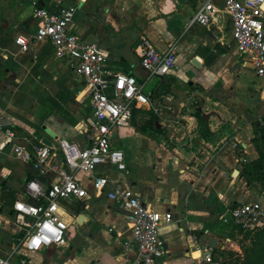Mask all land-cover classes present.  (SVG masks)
<instances>
[{
    "label": "crops",
    "instance_id": "obj_1",
    "mask_svg": "<svg viewBox=\"0 0 264 264\" xmlns=\"http://www.w3.org/2000/svg\"><path fill=\"white\" fill-rule=\"evenodd\" d=\"M31 1L0 0V114L12 123L15 142L37 137L50 145L59 139L84 145L82 129L90 113V97L71 61L57 59L48 40L31 42L26 52L14 42L18 35L31 36L36 32L38 21L32 14ZM36 1L53 12L60 7L75 10L68 31L84 42L96 43L105 51L109 77L120 72L134 75L138 82L145 80L147 73L135 50L142 35L160 52L174 45L178 69L163 77L150 78L145 88L151 93L158 109L153 112L160 120L165 113L175 110L178 118L189 92L213 94L217 90L226 97L221 104L218 99L212 100L214 108L210 112L204 111L211 114L208 118L211 135L208 139L201 137L206 154L191 165L147 137V141L142 138L143 155L147 157L143 167L147 169L143 173H130L126 154L121 148L123 142L118 138L119 129H115L112 144L124 152L127 172L104 164L92 172H75V178L88 193L82 200L62 203L67 229L74 225L75 231L65 232L63 245L24 251L26 264H33L31 253L37 255L49 248H62L67 254L61 258L49 257L46 264H132L136 251L131 244H124L131 239L129 225L123 216L124 208L106 199L104 192L93 187L92 179L100 174H107L113 182L129 186L154 209L172 214L173 221L160 227L168 250L162 264H219L204 260L207 252H211L213 260H222L223 256L213 251L214 247L241 253L242 246L247 244L241 241L243 234L233 229L226 232L219 216L228 208L245 202L264 204V188L256 192L241 175L243 155L249 160L258 156L253 144L251 117L263 108L260 104L264 86L251 85L247 92H241L244 85L241 75L245 70L253 69L250 62L236 52L230 17L220 12L206 26L191 24L196 10L206 0ZM214 3L221 7L223 0H214ZM195 56L200 60L199 68L191 63ZM167 86L172 91L163 94ZM157 92L159 96H154ZM178 95L183 96L177 106ZM219 104L237 111L238 120L231 119L230 125H223L225 117L217 108ZM181 117L186 127L192 125L195 128L193 116L185 114ZM124 127L130 128L129 125ZM130 130V135L142 137L136 130ZM2 139L0 134V141ZM232 143L239 144L243 153L239 154ZM11 145L0 152V165L4 166L1 171L16 175L24 184L28 172L34 170L31 164L13 156ZM56 154L53 161L60 163V152L56 151ZM131 155L137 159L136 153L131 151L127 155L129 160ZM43 177L47 186L55 175L49 172ZM10 214L11 206L8 210L0 205V233L15 228ZM80 215H83L81 221ZM105 223H108L107 231ZM212 238L215 239L213 246L209 244ZM18 243L19 240L16 245ZM16 245L0 256L9 254ZM75 258L76 262L72 263Z\"/></svg>",
    "mask_w": 264,
    "mask_h": 264
},
{
    "label": "built area",
    "instance_id": "obj_2",
    "mask_svg": "<svg viewBox=\"0 0 264 264\" xmlns=\"http://www.w3.org/2000/svg\"><path fill=\"white\" fill-rule=\"evenodd\" d=\"M263 5L264 0H223L219 7L214 0H206L196 10L191 24L206 26L217 13L228 15L237 54L250 62L257 77L264 78ZM31 8L38 21L36 32L31 36H16L15 44L26 52L31 42L48 40L57 59L70 60L90 97V113L82 129L84 145L59 139L50 146L37 137L15 142L12 123L0 114V134L3 136L0 152L12 143L10 149L16 159L31 164L41 176L49 172L55 175L47 186L38 176L26 181L25 192L39 200V204L13 201L12 223L23 236L9 254L0 256V264H26L23 258H18L24 251H39L65 243L67 223L62 203L88 196L74 173L92 172L103 164L127 172L124 152L112 144L115 129L129 125L136 108L145 107L158 112L151 93L145 92L146 84L150 78L162 77L178 69L174 45L160 52L142 35L135 50L142 69L147 73L145 80L138 82L134 75L120 72L109 77L105 51L96 43L84 42L68 31L75 12L73 8L60 7L53 12L40 6L36 0L31 1ZM232 147L236 148L237 144L232 143ZM56 151L60 152V163L53 161ZM92 185L98 192H104L106 199L124 208V220L131 232V239L124 244H131L136 251L132 264H162L168 250L160 235V227L173 221L172 214L154 209L132 188L113 182L107 174L94 177ZM219 220L226 232L236 228L249 231L263 228L264 204L250 201L232 206L219 216ZM204 260L211 263V252L204 255Z\"/></svg>",
    "mask_w": 264,
    "mask_h": 264
},
{
    "label": "rangeland",
    "instance_id": "obj_3",
    "mask_svg": "<svg viewBox=\"0 0 264 264\" xmlns=\"http://www.w3.org/2000/svg\"><path fill=\"white\" fill-rule=\"evenodd\" d=\"M176 50V48H175ZM241 78L244 81V85L241 87V92L242 94L244 92H247V88L249 89L251 85L255 86H264V78H259L255 76L253 71L249 68L248 70H245V72L241 75ZM146 92V90H145ZM215 93L213 94H199L197 92H189L188 93V100L186 103H191L192 101H201V107L202 111H208L212 110L214 107L211 103L212 100L218 99L220 101V104L223 102L224 98L226 97L223 92H219L217 90H214ZM240 94V93H239ZM209 96L208 100L206 97ZM151 97V96H150ZM258 99V98H257ZM261 106L263 107L260 112H256L252 118L251 124L253 127V122L256 120H259L261 117L264 116V95L263 98H261ZM210 101V102H209ZM218 105L217 108L223 113V117L225 119H222V124H231V119L238 120V112L235 111L232 108H226V106ZM188 112H191V109L188 110ZM177 110L175 111H170L165 113L163 115L162 120H158L157 122L160 124L158 129V132L154 131V129H142L139 124L141 122L142 117L138 114L135 113L129 123L130 128L128 127H117L119 129V136L123 142L122 145V150L126 154V160L127 163H129V172L130 173H143L146 171L147 168L143 167L144 163L147 160V157L143 155V146L142 142L143 139L147 141V137L155 141V143L162 148H166L167 150L173 151V153L178 156L179 158L183 159L187 165H191L194 163L195 160L200 159L204 157L206 154L204 147L205 144L201 140V136L196 133L194 130V127L192 125L186 127L185 125L181 124L178 122V118L176 117ZM143 119H148L147 117H144ZM161 121V122H160ZM192 121H196L195 118H192ZM215 121V120H214ZM134 129L137 132H139L142 137L138 134H134L135 136L130 135L132 133V130ZM127 133V136L126 134ZM124 138L126 142H124ZM128 147H130L129 151H127ZM176 149V151H174ZM134 152L136 153L137 159H133V155H131L132 159H128L127 155L128 152ZM1 156V155H0ZM135 160V161H134ZM4 166L0 165V205L3 207L7 208L8 210L10 209V205L8 203V200L11 198H14V196L19 194V191L23 187V183L21 179H17L16 175L14 174H4L2 170ZM141 167V168H140ZM129 173V175H130ZM13 187V188H12ZM14 189V190H13ZM73 213H75L73 211ZM13 219V214L9 215ZM1 224V223H0ZM108 223H105L104 228L107 231V226ZM7 227V226H6ZM12 230L15 232H18V229L15 227H12ZM12 230H2L3 232L0 233V253H6L10 250V248L13 245L17 244L18 237L17 235L13 234L11 232ZM75 228L74 225H70L66 232L70 234V232H74ZM73 243V242H72ZM62 248H49L47 251L39 253L37 255L35 254H30V261L33 264H46V259L51 258L53 256H58L59 258L61 257H66V252L62 251ZM68 251V250H67ZM76 262V258L72 260V263ZM264 264V263H263Z\"/></svg>",
    "mask_w": 264,
    "mask_h": 264
},
{
    "label": "trees",
    "instance_id": "obj_4",
    "mask_svg": "<svg viewBox=\"0 0 264 264\" xmlns=\"http://www.w3.org/2000/svg\"><path fill=\"white\" fill-rule=\"evenodd\" d=\"M163 77V76H162ZM172 90L170 86H167L163 89L162 93H170ZM154 96H159L157 92ZM191 109V112L188 110ZM138 113L142 119L139 126L142 129H154V131L158 132V127L155 122L159 120V117L153 112L152 109H142L136 108L133 110V115ZM203 111L201 109V101H192L191 103H185L180 109V115L178 117V122L186 125L185 120L181 117L185 114H189L193 116L196 120V125L194 130L198 133L202 138L208 139L211 135L209 121L203 118ZM148 119H143L147 117ZM254 129V148L258 153V156L255 159L249 160L243 155L245 158L244 163L242 164L241 175L243 176L245 183L256 192L261 191L264 188V116L259 120L253 122ZM236 149L239 151V154L243 153L242 147L237 144ZM38 176L41 180L44 179L43 176L39 175L37 171L28 172L26 181L32 179L33 177ZM23 184L22 189L19 191L17 196H14V199H11L12 205L15 199L28 202L31 204H39L40 201L29 196L24 189ZM44 181V180H43ZM233 230H238V232L242 233L241 241H246L247 244L242 246L241 253L231 250V249H223L213 248V251H218L223 256L222 260L217 261L213 260L211 262H219V264H263L264 263V227L258 228L254 230H245L241 228H236ZM202 232V231H200ZM23 236L22 232L17 233L18 240ZM232 237V235H230ZM25 257L23 254H19L18 258Z\"/></svg>",
    "mask_w": 264,
    "mask_h": 264
},
{
    "label": "water",
    "instance_id": "obj_5",
    "mask_svg": "<svg viewBox=\"0 0 264 264\" xmlns=\"http://www.w3.org/2000/svg\"><path fill=\"white\" fill-rule=\"evenodd\" d=\"M191 63H192V65H194V67H197V68L200 67V60H199V58H198L197 56H195V57L192 59ZM182 96H183V95H178V99H177V101L175 102V105H177V106L179 105V103H180L181 100H182ZM142 109H145V107H142ZM210 115H211L210 113H203V118H204L205 120H208V118H209ZM156 126L159 127V123H158V122H156ZM42 143H44V144H46V145H48V146L50 145V143H49L48 141H46L45 139L42 140ZM82 218H83V215H80L79 221H81ZM214 243H215V239L212 238L209 244H210L211 246H213Z\"/></svg>",
    "mask_w": 264,
    "mask_h": 264
},
{
    "label": "bare ground",
    "instance_id": "obj_6",
    "mask_svg": "<svg viewBox=\"0 0 264 264\" xmlns=\"http://www.w3.org/2000/svg\"><path fill=\"white\" fill-rule=\"evenodd\" d=\"M264 6V5H263Z\"/></svg>",
    "mask_w": 264,
    "mask_h": 264
}]
</instances>
